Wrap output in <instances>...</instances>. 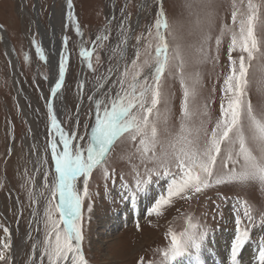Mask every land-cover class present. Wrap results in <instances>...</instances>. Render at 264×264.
<instances>
[{
    "label": "snow or ice",
    "instance_id": "obj_1",
    "mask_svg": "<svg viewBox=\"0 0 264 264\" xmlns=\"http://www.w3.org/2000/svg\"><path fill=\"white\" fill-rule=\"evenodd\" d=\"M231 7V24L222 26L220 35L214 39L218 49L223 34L228 33V51L230 54L236 51L239 56L238 62L229 56L230 72L224 80L223 100L214 123L207 111L208 105H198L196 101L201 79L199 67L207 62L211 52L212 27L219 8L216 0H185L184 8L189 17H194L187 26L170 22L163 3L160 4L147 34L136 37L130 64L125 63L122 71L109 69L110 73L119 72L117 78L111 81V86L101 83L97 97H88L93 102V120L85 124L84 135L75 130L66 131L53 102L49 101L50 123L44 151L50 154V167L44 179L50 199L45 209V238L40 252L48 264H88L81 248L82 205L89 196V180L94 170L107 164L119 143L131 142L134 149L128 154L129 161L134 162V183L123 185L127 199L135 200L154 178L172 177L167 195L155 201L150 214L159 215L160 209L173 197L190 199L214 184L245 189L258 187L264 191V102L253 104L249 96L253 61L262 73L259 83L264 94V0L246 3L240 0V6L232 0ZM68 8H72L71 0ZM67 16L75 23L71 11ZM75 30L83 35L79 26ZM104 31L107 33L108 29ZM108 39V35H98L92 43L101 45ZM129 39L126 35L119 46L120 60L128 59ZM63 43L67 44V37ZM35 51L41 60L46 59L40 46ZM94 52L95 47L81 48L79 53L90 69ZM100 60L97 55L96 62ZM67 63L68 56L61 52L59 79L51 88L52 97L62 87ZM169 80L178 81L180 86L178 124L172 123L174 93ZM113 88H116L114 95ZM84 140L86 145L80 143ZM42 164L49 161L44 159ZM172 169L177 171L174 173ZM55 213L59 214L58 220ZM244 216L249 224L253 222L249 211ZM261 217L264 220V212ZM241 222L237 217L230 245L231 264H237L239 253L250 240L249 230L242 229ZM196 228L189 224L179 235L169 231L171 243L161 253L164 264H172L185 255H193L198 261L201 250L206 248L208 230L206 226ZM3 231L10 236L8 228ZM0 245L3 249L0 264H10V240L0 241ZM258 260L264 264V242L260 244Z\"/></svg>",
    "mask_w": 264,
    "mask_h": 264
},
{
    "label": "rangeland",
    "instance_id": "obj_2",
    "mask_svg": "<svg viewBox=\"0 0 264 264\" xmlns=\"http://www.w3.org/2000/svg\"><path fill=\"white\" fill-rule=\"evenodd\" d=\"M71 2L75 23L69 20L70 25L64 35V38L67 37V44L63 43V49L68 56V63L62 84V102L66 105L62 126L66 131L75 130L84 135L85 124L93 120V102L88 97L98 96L97 89L101 83L111 86V81L117 78L119 72L110 73L109 69L122 71L125 63L130 64L136 50V37L147 34L160 4L163 3L169 21L177 25L187 26L194 17H189L187 9L184 8L185 0ZM52 3L53 0H39L37 5V21L47 29L50 28ZM216 3L219 8L212 27L210 57L199 67L201 79L196 101L198 105H208L207 111L213 123L219 116L224 80L230 72L229 56L237 62L239 56L236 51L231 54L228 51V33L223 34L217 49L214 38L220 35L222 26L231 24L232 0H216ZM236 3L240 6V0H236ZM35 6V0H0V28L13 50L17 67L15 77L0 34V241L10 240V264H48L47 258L41 257L40 252L45 238V209L50 199L44 179V173L50 167V154L46 155L44 149L50 123L48 103L51 100V77L48 67L44 66V60L35 51V47L40 45L37 21L33 17ZM76 26H79L82 36L76 33ZM105 29H108L107 33ZM130 34L128 59L120 60L119 46L126 35ZM98 35H108L109 39L101 45H93L92 41ZM33 41L37 45H33ZM94 47L95 52L91 58L93 68L90 69L79 53L81 48ZM97 55L101 57L99 63L96 62ZM83 66L85 73L82 83L80 71ZM261 77L262 73L253 61L249 90L253 104L264 102L259 83ZM168 84L174 93L171 100L172 123L178 124L176 117L179 116L180 86L178 81L173 80H169ZM115 91L116 88H113V95ZM81 95L83 108L78 113ZM28 118L32 120L33 128H30ZM37 140L40 144V155L36 153ZM80 143L86 145L87 141ZM133 150L131 142L119 143L107 164L94 170L89 180V196L82 205L84 239L81 243L88 264H164L161 253L171 243L169 231L179 235L189 224L196 225L195 230L206 226V244L213 243L212 238L219 233H228L234 238L237 217L242 221L241 228L247 227L249 230L250 240L246 244L260 247L261 242H264V220L261 217V212H264V191L258 187L245 189L231 184H214L190 199L173 197L168 205L160 209L159 215L150 214L155 201L167 195V188L172 182V177L161 176L159 179L154 178L147 190L135 200L127 199L123 185L134 183V162L128 159V154ZM44 159L49 164H42ZM172 171L175 173L177 170ZM106 172L110 175L106 176ZM35 175H39L38 186ZM176 179H179V175H176ZM48 183H51V176ZM79 185L82 189V181ZM145 194H150L151 200L144 213L137 219L123 221V207L133 209ZM245 211L253 216L251 224L244 216ZM55 218L59 219L58 213H55ZM5 227L9 229L10 236L4 233ZM0 250H3L2 245ZM187 256L190 255L183 257Z\"/></svg>",
    "mask_w": 264,
    "mask_h": 264
},
{
    "label": "bare ground",
    "instance_id": "obj_3",
    "mask_svg": "<svg viewBox=\"0 0 264 264\" xmlns=\"http://www.w3.org/2000/svg\"><path fill=\"white\" fill-rule=\"evenodd\" d=\"M38 1L39 0H35L36 6H35V9H33V15H34V11H35V15L33 17H36V21L38 20V16L36 15ZM69 11L72 12V9H68V0H53L52 7L50 9V16H49L50 28L47 29L44 26H41V24L38 21L36 23V26H37V29H38V32L40 35V45L39 46L43 49L44 55L46 57V59L43 61V63H44V66L46 65L48 67L49 77H51L50 81H49V87L50 88H52L55 84V81L57 79H59L60 54H61V52H64V49H63V40L64 39L63 38H64V35H65L67 28L70 25V23H69L70 19L67 16V13ZM1 35H2V43L4 44L5 49L9 54L8 56L10 58L9 60H10L11 67H12V73L15 75V77H17L16 60L14 59V57L12 55L13 50H12L10 44L8 43L7 39H6L3 30L1 31ZM129 46H130V39L128 40V48H129ZM128 48H127V50H128ZM80 72H81L80 81L83 83L84 82V73H85V67L84 66L82 67ZM63 95H64V90L62 89V87L58 91L56 97H52V95H51V101L53 102V106H54L56 115L58 117V120L61 122V124H63L62 123V117L64 115V112H66V105L64 102H62ZM82 97H83V95H81V99H80V102L78 104V113H80V111L83 108ZM60 104H61V106H60ZM24 111H25V109H24ZM28 123L30 125V128H33V123H32V120L30 118H28ZM36 142H38V140ZM26 144L28 145L27 142H26ZM36 148H37V152H36L37 155H40L41 152H40L39 142L37 143ZM32 158H33V156H32ZM19 160H20V157H19ZM17 162H19L18 159H17ZM33 162H35V161H33ZM37 169H39V168H37ZM37 174H39V173H37ZM38 176L39 175L36 176L37 186L39 185V177ZM38 191H37V199H39ZM150 200H151V195L145 194L143 196V198L141 200H139V203L134 205L133 209L130 208L128 210L127 206H124L122 209L123 221L128 222L132 219L134 220V219H137L139 216H141L144 213L145 207L147 206V204ZM118 219H120V217ZM115 223H116V221L114 222V224ZM81 225H82V220H81ZM232 239H233L232 235L228 234V233L216 234V236H214L212 238L213 243L206 244V248L201 250V253L199 254L198 261H197V258L195 256L190 255L187 257L178 258L176 261L172 262V264H231L230 242L232 241ZM258 255H259V247L246 244V246L241 250V252L238 255L237 264H252V263L259 264ZM208 259H209V261H208Z\"/></svg>",
    "mask_w": 264,
    "mask_h": 264
},
{
    "label": "water",
    "instance_id": "obj_4",
    "mask_svg": "<svg viewBox=\"0 0 264 264\" xmlns=\"http://www.w3.org/2000/svg\"><path fill=\"white\" fill-rule=\"evenodd\" d=\"M1 31H2V29L0 28V34H1ZM129 36H130V39H131V34ZM1 37H2V35H1Z\"/></svg>",
    "mask_w": 264,
    "mask_h": 264
}]
</instances>
